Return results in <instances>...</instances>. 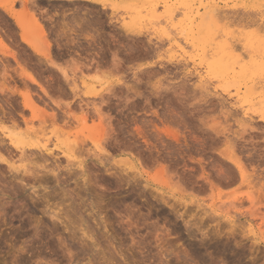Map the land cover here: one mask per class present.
<instances>
[{
	"label": "rangeland",
	"instance_id": "1",
	"mask_svg": "<svg viewBox=\"0 0 264 264\" xmlns=\"http://www.w3.org/2000/svg\"><path fill=\"white\" fill-rule=\"evenodd\" d=\"M33 1L0 0L10 9L0 6V264H100L104 251L111 264H264V120L244 119L226 94L264 86L258 53L254 82L231 71L251 61L245 41L264 46V1L216 0L230 17L192 45L176 0ZM216 34L217 44L245 40L226 76L213 68ZM86 125L103 127V149L81 137L84 166L74 167L57 134ZM14 130L48 150L18 149ZM46 194L52 201L38 200ZM43 210L68 215L73 229L52 230Z\"/></svg>",
	"mask_w": 264,
	"mask_h": 264
},
{
	"label": "bare ground",
	"instance_id": "2",
	"mask_svg": "<svg viewBox=\"0 0 264 264\" xmlns=\"http://www.w3.org/2000/svg\"><path fill=\"white\" fill-rule=\"evenodd\" d=\"M33 1V0H32ZM177 1V4L178 5H180L181 6V9H183V10H185V11H187V15L189 16H187V15H185V16H187V24L185 25V24H181L182 26H180L179 25V27H180V31H181V33H179V35H183L184 37H185V40L187 41V44H193L194 42H192V40H193V37L196 35V34H199L201 31H203V29H205L207 32H208V34H209V39H211L210 41H212V38L211 37H213L212 35H211V30H212V28H215V27H218L219 26V24L221 23V22H223V21H226L227 22V19L225 20V18L226 17H228L227 16V14L226 13H228V12H226L225 13V10H224V7L223 8H220V3H218L216 0H176ZM175 1V2H176ZM220 1V0H219ZM254 1H264V0H254ZM34 2V1H33ZM1 3V2H0ZM28 3V2H27ZM30 3V2H29ZM96 3V2H95ZM222 3V2H221ZM244 5V4H243ZM1 6V8L5 11V12H7V13H9V10L10 9H8L5 5H3V4H1L0 5ZM26 6H27V4H26ZM264 6V5H263ZM28 7V6H27ZM178 7V6H177ZM176 9H178V8H176ZM176 9H170V7H167V12L168 13H170V15H171V17H173V13H175V10ZM184 11V12H185ZM186 13V12H185ZM184 13V14H185ZM226 14V17H225V14ZM183 14V15H184ZM224 15V16H223ZM230 17V16H229ZM263 17H264V14H263ZM185 20V19H184ZM229 21V20H228ZM241 22V21H240ZM239 22V23H240ZM243 22V21H242ZM37 23V22H36ZM223 24V23H222ZM225 24V23H224ZM224 24L222 25V26H224ZM258 25V23L256 24V26ZM38 26H40V25H38ZM260 26V25H259ZM175 27H177V26H175ZM258 27V26H257ZM262 27V26H261ZM264 27V26H263ZM39 28H41V26L39 27ZM260 28V27H259ZM262 29V28H261ZM177 30H179V28H177ZM260 30V29H259ZM263 31H264V29H262ZM261 30V31H262ZM41 31H43L42 30V28H41ZM218 31V30H217ZM260 31V32H261ZM204 32V31H203ZM264 33V32H263ZM263 33L261 32V34L263 35ZM223 34V33H222ZM262 35H261V39H262ZM198 36V35H197ZM201 36V35H200ZM205 36V35H204ZM215 36V35H214ZM216 36H218L217 34H216ZM221 36V35H220ZM220 36H218L219 38H217V40L216 41H214V43H215V45L218 43L217 41H218V39H219V41H220ZM240 36V35H239ZM245 36V35H244ZM207 37H208V35H207ZM206 37V38H207ZM224 37V35H222V38ZM251 36L249 35V37L248 38H250ZM253 37L254 36H252L251 37V39H253ZM199 38V37H198ZM205 38V37H204ZM226 38V39H225ZM224 39L226 40V41H223V42H221V43H219V44H217L216 46H214L213 48L214 49H212V51L214 52L213 54H214V56H220V58H219V60L217 59L218 58V56H217V61L215 62V60H214V65H213V68L215 69H217L218 71H221L222 72V75L223 76H226V74H228L227 72H233L232 74H236L237 73V75H240L241 77L243 76V77H248L249 78V81H252V82H254V77H256V75H257V73L259 72V70H261V66L263 65V64H261V63H259V62H261L260 60H261V56H263L264 57V46L263 45H256V42L257 41H255V43H252L251 41H249V40H247V41H249V43L247 44V41H245L244 39H242V40H244L245 41V45H244V43L242 44V40L241 41H239V42H241V43H239L237 40V42H238V44L240 45V47L242 48V46H243V49L244 50H246V52L245 53H243L242 52V50L240 49V47H239V45L238 46H236V44L233 46L232 45V43H230V40L232 41V39H230L229 37H225ZM227 38L229 39V42L227 41ZM242 38V37H241ZM255 38V37H254ZM192 39V40H191ZM209 39H207V41L209 40ZM245 39H247V37L245 38ZM196 40H197V38H196ZM221 40H223V39H221ZM238 40H240V38L238 39ZM258 40V39H257ZM264 40V35H263V39H262V41ZM206 41V40H205ZM197 42H198V40H197ZM201 42V41H200ZM199 42V43H200ZM258 42H261V41H259L258 40ZM199 43H198V45H199ZM203 42H201V44H202ZM235 42H233V44H234ZM242 44V45H241ZM196 45H197V43H196ZM204 46H205V44H203ZM202 45V46H203ZM212 45V44H211ZM201 46V45H200ZM203 46V47H204ZM199 47V46H198ZM202 47V49H203V51H206V49H204ZM210 47V46H209ZM236 47H239V49L241 50V52L243 53V57H245L244 55H246V57H250V59H251V61H250V63H242V61L241 60H239V61H241V63H237L239 66H238V69H239V71L238 72H236V69L235 68H237V67H233L232 69L231 68H229V67H232V65L231 66H229L228 64L231 62V60L232 59H234L235 60V58L237 57V53H236V51H237V49H236ZM194 48V47H193ZM196 48H197V46H196ZM201 49V50H202ZM199 50H200V48H199ZM237 52H239V50L237 51ZM240 53V52H239ZM260 54L259 56V62H257L256 60V54ZM258 54H257V56H258ZM247 58V59H248ZM255 58V59H254ZM246 59V58H245ZM237 60V59H236ZM263 60V59H262ZM264 61V60H263ZM209 62V61H208ZM244 62V61H243ZM211 63H212V61H211ZM234 63V62H233ZM232 63V64H233ZM213 64V63H212ZM208 69H211V67L210 66H207V71H208ZM230 69H231V71H230ZM212 70V69H211ZM210 70V71H211ZM229 70V71H228ZM263 70H264V68H263ZM201 73V72H200ZM211 73V72H210ZM212 73H214V70H213V72ZM211 73V74H212ZM217 73V72H216ZM219 73V75L221 76V73L220 72H218ZM218 73L217 74H214V75H217V76H219L218 75ZM261 73V72H260ZM263 73V72H262ZM259 75V74H258ZM261 75V74H260ZM263 75V74H262ZM239 76V77H240ZM250 76V77H249ZM228 77V76H227ZM235 77V76H234ZM258 77V76H257ZM257 77L255 78V79H257ZM199 78H200V82H202L203 80H204V78L202 77V75H200L199 76ZM248 78H246V79H248ZM243 79V78H242ZM262 79V78H261ZM258 81H261V80H259L258 79ZM251 82V83H252ZM84 83V82H83ZM258 83V82H257ZM256 83V84H257ZM256 84H253V85H251V86H246V88H247V95L246 96H244V97H242V95L240 94V92L239 91H237V93H236V95H231L230 93H226V94H229V99L230 100H235V105H237L236 106V108H239L240 110H241V112H242V114H243V117H244V119H247V118H250V117H252V115H254V114H258L260 117H261V119H263L264 120V107H262V109L260 110L259 109V111H257V110H254L252 107H251V109H250V107H249V103H250V101L252 100V97H255V95H256V92H259L258 94H260L259 95V98L261 97V101L264 103V100H262V99H264V95H262L264 92V86L263 87H261V88H258L257 86H256ZM258 85V84H257ZM242 93V92H241ZM243 94V93H242ZM245 94V93H244ZM243 94V95H244ZM255 99V98H254ZM228 100V99H227ZM259 100V101H260ZM29 103V102H28ZM255 104H257V103H255ZM31 106H32V103H31ZM248 107V109H245V107ZM251 106V105H250ZM255 108V107H254ZM35 109V108H34ZM253 109V110H252ZM246 117V118H245ZM85 121V120H84ZM44 122V121H43ZM45 123V122H44ZM100 127H98V125H97V127L95 126V127H89V126H84L83 127V129L80 131H78L77 133H75L74 135H68L66 138H65V140L63 141L62 139H61V137L62 136H60V134L58 133L57 134V136H58V138H57V144H55V146L56 147H58V148H61V150H62V153H63V155L66 157V160H79L82 156H81V154H83L82 153V149L83 148H81V147H79V143H81V142H79L78 143V140L81 138V137H84V138H89V140L90 141H92V143H93V145H94V147L95 148H99L100 150H102L103 148H101L102 146H101V143H103V142H101V139L102 138H100V137H102V133L103 132H101L102 131V128L100 129V131L99 130H97V129H99ZM17 129V128H16ZM45 130V129H44ZM44 130H42L44 133H42L43 134V137H47V134L45 133L46 131H47V128H46V130L44 131ZM30 131V130H29ZM27 132V133H17V132H15V130L14 131H12V132H10V133H7V135H8V137L10 138V141H11V143H12V145H15V147H20V146H31V147H35V148H37L40 152L41 151H47L48 150V142H46L44 139L42 140V139H40L36 134H34V133H31V132ZM98 131L101 133H98ZM5 132V131H4ZM4 134H6V133H4ZM55 134H56V132H55ZM54 134V135H55ZM100 134V135H99ZM56 136V135H55ZM65 135L63 134V137H64ZM71 138H74V139H71ZM48 139V141H49V139H51V138H47ZM56 141H54V142H56ZM50 143H51V141H50ZM49 143V144H50ZM51 144H53V143H51ZM82 144V143H81ZM54 145V144H53ZM18 149H20V148H18ZM21 150H22V148H21ZM99 150V151H100ZM77 154H78V156H77ZM84 158V157H83ZM75 160H74V163H75ZM84 160V159H83ZM70 163H72V162H70ZM74 163H72V165L74 164ZM38 165V164H37ZM75 165L76 166H78V167H83L84 165H83V161H81V160H79L78 161V163H75L74 164V167H75ZM39 167V166H38ZM35 168H36V166H35ZM34 168V169H35ZM85 168V167H84ZM44 169V168H43ZM36 171H38V170H36ZM54 171V170H53ZM34 173V172H33ZM36 173V172H35ZM34 173V174H35ZM34 174H32V175H34ZM38 174H40V173H38ZM78 174V173H77ZM81 174V173H80ZM36 175V174H35ZM34 175V176H35ZM38 176V175H37ZM36 178V177H35ZM41 179V178H40ZM39 178H38V181L40 180ZM42 179H43V177H42ZM41 179V180H42ZM58 179H59V177H58ZM57 179V180H58ZM38 181H36V182H38ZM42 181H44V180H42ZM44 183V182H43ZM43 183H41V184H43ZM34 184V183H33ZM33 184H30V185H33ZM35 184H37V183H35ZM39 184V186L41 185L40 184V182L38 183ZM28 185V184H27ZM27 187V186H26ZM31 187V186H30ZM35 185H33L31 188V190L33 191H35ZM38 187V186H37ZM24 189V188H23ZM41 192H39V191H37V192H34V194H37V195H39ZM49 195H50V193H48ZM49 195L47 196V194H46V196H43V197H40L38 200L40 201H42V203H49V200H51L50 199V197H49ZM53 194L51 193V196H52ZM55 195V194H54ZM68 194H64V197L65 196H67ZM40 196V195H39ZM58 195H56V197H57ZM54 197V196H53ZM68 197V196H67ZM32 198V197H31ZM52 198V197H51ZM61 198H63V197H61ZM70 198V197H69ZM72 199H73V197H71ZM65 199H67V198H65ZM35 200V199H34ZM37 199H36V202L38 201ZM71 200V199H70ZM52 201V200H51ZM64 201V200H63ZM62 201V202H63ZM66 201V200H65ZM35 202V203H36ZM33 203V202H32ZM34 203V204H35ZM38 203V202H37ZM41 203V204H42ZM48 206H49V204H48ZM2 208H3V206H2ZM5 208V207H4ZM3 208V209H4ZM33 209V207H30V209ZM3 209L2 210H0L1 212L3 211ZM32 209H31V211L30 210H28V212L30 213H32ZM35 209H38V208H34L33 210L35 211ZM5 210V209H4ZM49 210V209H48ZM14 211V210H13ZM16 212H14L15 214H21L17 209L15 210ZM26 211V210H25ZM37 211H39V210H36V214L38 213ZM205 211V210H204ZM5 212V211H4ZM40 212H42V214H43V217H44V215H46V216H48L47 218H49L51 221H52V230H54V231H57V230H59L58 229V225H57V223L56 222H60V224L63 226V228H64V230H66V231H69V228L71 227L72 228V225H73V222L71 221V220H69V217H68V215H66V214H68V213H66L65 215L66 216H64L63 214H56V213H54V212H52V213H49L48 211H46V210H43V211H40ZM51 212V211H50ZM63 212V211H62ZM7 213V212H6ZM61 213V212H60ZM1 214V213H0ZM23 214V213H22ZM21 214V215H22ZM32 214H34V213H32ZM35 214V215H36ZM41 214V213H40ZM3 215H5V213L3 214ZM1 216V215H0ZM7 216V215H6ZM20 216V215H19ZM1 218V217H0ZM229 221V220H228ZM104 224H105V222H104ZM40 226V225H39ZM42 226V225H41ZM104 227L107 229V225H104ZM9 228V227H8ZM39 228L40 227H38V225H36V232H35V237H39V235H40V232H41V230H40V232H39ZM42 228V227H41ZM20 229V228H19ZM18 229V230H19ZM73 229V228H72ZM14 229L13 228H11V232L9 233V236L10 235H12L11 233H13V236H15V235H17L18 234V231L17 230H15V231H13ZM71 230V229H70ZM24 231V230H23ZM53 231V232H54ZM72 231V230H71ZM2 232H3V230H2ZM1 231H0V239H6V238H4V235H2L3 233H2ZM52 232V231H51ZM70 232V231H69ZM19 233L20 234H22L20 231H19ZM19 234V235H20ZM71 234H73L74 235V230H73V232H71ZM19 235H17V236H19ZM24 235H26L25 233H23V236ZM72 235V236H73ZM76 235V234H75ZM84 236V235H83ZM5 237H7V236H5ZM87 238H89V240L91 241H93L94 240V238L92 237V236H86ZM11 238H13L12 236H11ZM73 239L75 240V236L73 237ZM77 239V238H76ZM1 241V240H0ZM79 241V240H78ZM81 241H83V239H81ZM82 245L84 244V241H83V243H81ZM87 244L85 243V250L86 249H88V252H89V249H90V247L89 248H87V246H86ZM96 243H93L92 244V246H91V248L93 247H96ZM84 246H82V247H84ZM92 248V249H93ZM83 249V248H82ZM81 249V250H82ZM90 251H91V249H90ZM92 251H94V250H92ZM83 252H84V250H83ZM122 252L120 251L119 252V254L123 257V255L121 254ZM69 254L71 255H69L70 256V261H72V260H75L74 258H78L77 256H76V254H74V253H72L71 251H69ZM80 254V253H79ZM81 254H82V252H81ZM84 254H86L87 255V250H86V252H84ZM88 254H90V253H88ZM105 251L104 252H102V257L100 258V261H102V263H105V264H109V262H110V264H111V262L113 261L112 259H110V258H105ZM78 255V254H77ZM22 260V259H21ZM104 261V262H103ZM126 261V260H125ZM77 263V262H76ZM79 263V262H78ZM102 263H100V264H102ZM88 264H92L91 262H89Z\"/></svg>",
	"mask_w": 264,
	"mask_h": 264
},
{
	"label": "snow or ice",
	"instance_id": "3",
	"mask_svg": "<svg viewBox=\"0 0 264 264\" xmlns=\"http://www.w3.org/2000/svg\"><path fill=\"white\" fill-rule=\"evenodd\" d=\"M6 163V162H5Z\"/></svg>",
	"mask_w": 264,
	"mask_h": 264
}]
</instances>
